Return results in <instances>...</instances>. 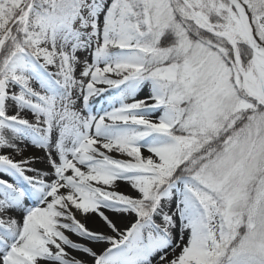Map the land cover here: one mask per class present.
Listing matches in <instances>:
<instances>
[{"label": "snow or ice", "instance_id": "1", "mask_svg": "<svg viewBox=\"0 0 264 264\" xmlns=\"http://www.w3.org/2000/svg\"><path fill=\"white\" fill-rule=\"evenodd\" d=\"M0 264H264V0H0Z\"/></svg>", "mask_w": 264, "mask_h": 264}, {"label": "bare ground", "instance_id": "2", "mask_svg": "<svg viewBox=\"0 0 264 264\" xmlns=\"http://www.w3.org/2000/svg\"><path fill=\"white\" fill-rule=\"evenodd\" d=\"M30 154V151L29 152H25V155L27 156V155H29ZM18 159H19V157H17Z\"/></svg>", "mask_w": 264, "mask_h": 264}, {"label": "rangeland", "instance_id": "3", "mask_svg": "<svg viewBox=\"0 0 264 264\" xmlns=\"http://www.w3.org/2000/svg\"><path fill=\"white\" fill-rule=\"evenodd\" d=\"M7 179V177H5Z\"/></svg>", "mask_w": 264, "mask_h": 264}]
</instances>
